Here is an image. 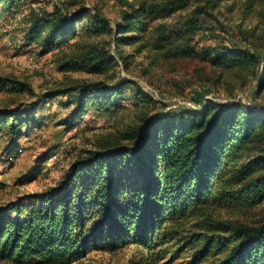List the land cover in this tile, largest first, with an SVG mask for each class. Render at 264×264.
Instances as JSON below:
<instances>
[{"label":"trees","instance_id":"1","mask_svg":"<svg viewBox=\"0 0 264 264\" xmlns=\"http://www.w3.org/2000/svg\"><path fill=\"white\" fill-rule=\"evenodd\" d=\"M15 1L0 0V5ZM134 1L114 24L116 45L142 41L153 20L192 4L187 17L173 24L189 33L220 2ZM28 18L25 43L45 52L68 45L88 28L96 34L112 31L107 18L83 6L42 15L30 11ZM85 19L87 24H81ZM155 40L177 58L200 56L188 38L159 34ZM204 57L222 69L253 73L254 96L264 91V57L249 48L213 46ZM111 60L107 50L88 45L66 57L60 70L78 69L88 61L103 69ZM124 85H61L25 107L33 110L45 99L73 94L76 117L86 108L110 105ZM0 89L31 92L13 75L0 77ZM136 99L146 101L141 93ZM18 106L0 108V140L5 138L8 146L31 122L23 104ZM124 139L123 144L86 150L56 186L28 196L29 204L0 208V260L70 264L91 250H131L128 264H264V219L247 224L218 216L220 209L264 202V104H212L179 116L164 113L135 125Z\"/></svg>","mask_w":264,"mask_h":264},{"label":"rangeland","instance_id":"2","mask_svg":"<svg viewBox=\"0 0 264 264\" xmlns=\"http://www.w3.org/2000/svg\"><path fill=\"white\" fill-rule=\"evenodd\" d=\"M11 4L0 5V77L13 75L28 83L31 92L0 89V108L23 104L31 122L14 144L8 146L5 138L0 140V208L29 204L28 196L56 186L86 150L125 143L126 132L153 116H179L185 110L200 111L212 104H264V91L254 96L256 75L222 69L208 57L202 58L206 48L221 45L249 48L264 57V0H220L215 9L199 17L197 29L189 33L174 29L173 24L187 17L191 4L170 17L153 20L142 41L119 45L113 41L114 24L121 20L123 10L136 4L134 0H17ZM80 6L107 18L112 31L96 34L88 28L68 45L48 52L25 43L30 11L42 15ZM159 34L188 38V46L200 56H173L168 48L157 46ZM88 45L107 50L112 60L105 68L95 69L88 61L78 69L60 70L66 57L83 52ZM81 82L125 85L110 105L86 108L76 117L73 94L45 99L33 110L25 107L46 90ZM140 93L146 101L136 99ZM7 216L14 217V211ZM218 216L255 224L264 219V202L249 208L220 209ZM130 253L91 250L70 264H128ZM0 264L9 263L0 260Z\"/></svg>","mask_w":264,"mask_h":264}]
</instances>
